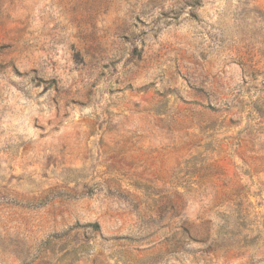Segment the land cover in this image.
<instances>
[{"label":"rangeland","instance_id":"obj_1","mask_svg":"<svg viewBox=\"0 0 264 264\" xmlns=\"http://www.w3.org/2000/svg\"><path fill=\"white\" fill-rule=\"evenodd\" d=\"M0 264H264V0H0Z\"/></svg>","mask_w":264,"mask_h":264}]
</instances>
